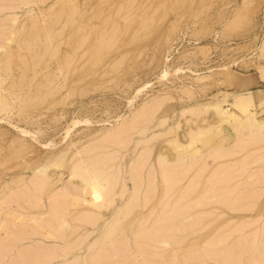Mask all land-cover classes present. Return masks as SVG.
Wrapping results in <instances>:
<instances>
[{
    "label": "rangeland",
    "instance_id": "374dc122",
    "mask_svg": "<svg viewBox=\"0 0 264 264\" xmlns=\"http://www.w3.org/2000/svg\"><path fill=\"white\" fill-rule=\"evenodd\" d=\"M263 70L264 0H0V264H264Z\"/></svg>",
    "mask_w": 264,
    "mask_h": 264
},
{
    "label": "bare ground",
    "instance_id": "6f19581e",
    "mask_svg": "<svg viewBox=\"0 0 264 264\" xmlns=\"http://www.w3.org/2000/svg\"><path fill=\"white\" fill-rule=\"evenodd\" d=\"M263 75H264V70H263ZM221 110H222V109H221ZM223 111H224V109H223L222 111H219V113L222 112V114H223V113H227V112H228L227 110H225L226 112H225V111L223 112ZM222 114H221V115L219 114V115H220V116H223L224 114H223V115H222ZM248 115H249V114H248ZM250 115H252V114H250ZM253 116H254V115H253ZM253 116H252V117H251V116H249V117L247 116L249 119H248V118L244 119V120H247V119H248V122H246V121L243 120V121L245 122V124H244V122H242V123L245 125L244 127L247 126V128H249L248 126L251 127V126H255V125L259 124V122H258V123L255 122V121H256L255 119H251V118H253ZM254 120H255V121H254ZM254 124H255V125H254ZM257 126L259 127V126H261V125H257ZM239 129H240V128H239ZM238 131H239V130H238ZM240 131H241V129H240ZM262 132H264V131H262ZM241 133H242V132H241ZM197 134H199V133H197ZM197 134L194 135V136H197ZM263 135H264V134H263ZM194 138H196V137H193L192 140H194ZM76 167H77V166H76ZM76 167H75V169H77ZM77 170H78V169H77ZM79 172H81V171H79ZM87 172H88V170H87ZM84 173H85V172H84ZM89 173H90V171H89ZM90 175H91V174H86V176H89V177H90ZM92 176H93V175H92ZM83 177H84V176H83ZM89 177H87V180H86L87 182H85L87 185H88V184H91L90 181H92V180L88 181L89 179H93V178H95V179L98 181L97 173H96V177H94V176H93V178H89ZM98 177H99V175H98ZM101 178H102V177H101ZM85 179H86V178L84 177V180H85ZM96 180H93V181H94L93 184H95V185L97 186V183L100 181V179H99L98 182H97ZM111 181H112V180H111ZM88 182H89V183H88ZM96 182H97V183H96ZM93 184H92V187H94ZM98 184H99V183H98ZM104 184H105V183H104ZM90 186H91V185H90ZM101 186H103V185L101 184ZM100 189L103 190V189H104V186H103L102 188L100 187ZM92 191H93V190H92ZM92 193H93V195H95L97 198L101 196V192L99 191L98 187H97V190H96V187H94V192H92ZM102 193L104 194V192H102ZM91 195H92V194H91ZM100 198H101V197H100ZM102 198H103V196H102ZM94 200L96 201V199H94ZM97 200H99V198H98ZM125 207H126V206H125ZM128 207H129V206H128ZM241 208H242V207H241ZM241 208H240V209H241ZM251 208H252V207H251ZM126 209H127V208H126ZM125 211H126V210H125ZM170 244H171V243H170ZM262 260H263V259H262ZM258 261H259V260H258ZM250 263H251V262H250ZM248 264H249V263H248ZM252 264H253V262H252ZM255 264H256V263H255Z\"/></svg>",
    "mask_w": 264,
    "mask_h": 264
}]
</instances>
